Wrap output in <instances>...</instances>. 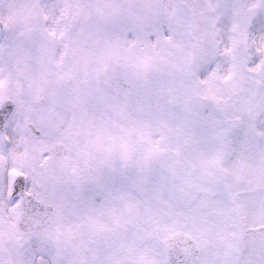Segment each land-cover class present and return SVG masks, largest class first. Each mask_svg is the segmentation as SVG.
I'll list each match as a JSON object with an SVG mask.
<instances>
[{"label":"snow or ice","instance_id":"6c2138e0","mask_svg":"<svg viewBox=\"0 0 264 264\" xmlns=\"http://www.w3.org/2000/svg\"><path fill=\"white\" fill-rule=\"evenodd\" d=\"M0 264H264V0H0Z\"/></svg>","mask_w":264,"mask_h":264}]
</instances>
